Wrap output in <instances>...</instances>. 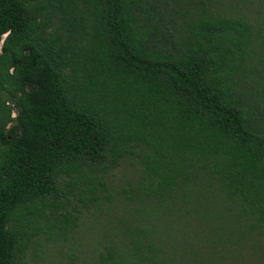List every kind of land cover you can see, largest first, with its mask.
<instances>
[{"label":"trees","instance_id":"16d2710c","mask_svg":"<svg viewBox=\"0 0 264 264\" xmlns=\"http://www.w3.org/2000/svg\"><path fill=\"white\" fill-rule=\"evenodd\" d=\"M0 264H264V0H0Z\"/></svg>","mask_w":264,"mask_h":264},{"label":"rangeland","instance_id":"374dc122","mask_svg":"<svg viewBox=\"0 0 264 264\" xmlns=\"http://www.w3.org/2000/svg\"><path fill=\"white\" fill-rule=\"evenodd\" d=\"M3 38V37H2ZM12 116H14V113L12 112ZM117 177H122L121 178V180H120V182H122L123 183V181L124 180H128V176H127V174H124L123 176H122V172L121 173H119V174H117ZM116 177V178H117ZM116 181L114 180V183H115ZM116 184V183H115Z\"/></svg>","mask_w":264,"mask_h":264}]
</instances>
